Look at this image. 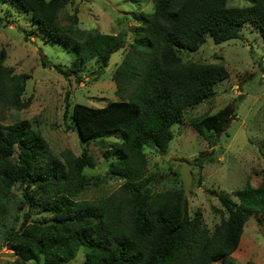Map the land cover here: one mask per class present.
I'll return each instance as SVG.
<instances>
[{"label":"trees","instance_id":"16d2710c","mask_svg":"<svg viewBox=\"0 0 264 264\" xmlns=\"http://www.w3.org/2000/svg\"><path fill=\"white\" fill-rule=\"evenodd\" d=\"M8 1L28 14L33 34L40 30L72 52L71 71L41 57L43 68L52 67L67 82L92 62L106 69L115 52L127 50L112 75L118 101L103 108L74 104L69 114L68 94L64 99V120L83 145L103 150V158L111 160L108 174L122 182L107 198L79 200L89 185L84 171L95 166L87 151L80 156L65 151L58 158L28 121L0 123V243L12 252L9 264H70L81 249L82 264H215L232 258L249 220L264 222V170L259 185L245 183L236 200L217 196L219 222L212 230L201 211L190 213L183 193L181 200L171 199L172 192L144 193L140 182L147 174L144 150L164 155L185 112L212 99L215 87L229 77L223 65L185 62L180 51H196L206 38L214 45L240 40L245 27L264 42V0L241 8L228 7V0H152V12L141 15L127 46L121 32L75 38L61 29L62 0L0 3ZM4 61L1 51L0 113L25 110L30 76L15 74ZM231 116L233 107L227 105L191 126L216 144ZM110 136L115 141L104 140ZM34 211L49 219L33 221Z\"/></svg>","mask_w":264,"mask_h":264},{"label":"rangeland","instance_id":"374dc122","mask_svg":"<svg viewBox=\"0 0 264 264\" xmlns=\"http://www.w3.org/2000/svg\"><path fill=\"white\" fill-rule=\"evenodd\" d=\"M251 1L228 0V7H245ZM152 9V0H62L57 21L61 29L74 32L75 38L78 33L86 37L93 33L116 35L121 32L127 46L134 39L136 27L142 23L141 15L151 13ZM0 19V52H5L3 65L15 74L30 76L23 95L29 107L22 111L3 110L0 123L12 125L28 121L58 158L65 151L75 156L87 151L95 166L84 171L89 185L79 200L107 198L122 182L108 174L111 160L103 158V150L94 143L83 145L71 122L64 120V99L68 94L69 114L74 104L103 108L118 101L112 75L127 50L115 52L106 69L99 70L92 62L67 82L52 67L43 68L41 57L50 65H61L63 70L71 71L75 58L72 52L47 40L40 30L33 34L35 26L28 14L11 1L0 3ZM241 34L242 39L220 45L206 38L198 50L180 51L185 62L223 65L229 77L215 87L212 99L185 112L181 122L172 129L174 138L164 155L151 148L144 150L147 174L140 182L141 190L148 194L172 192L173 200H181L183 193L190 213L201 211L210 230L219 222L215 212L220 208L217 196L228 194L236 200L235 193L245 183L253 187L259 185L264 170V42L258 32L249 27ZM77 77L82 78L81 83L76 82ZM227 105L233 107L234 116L219 133L216 144L201 137L191 126L192 120L211 116ZM104 140L113 142L115 138L110 136ZM175 160L192 165L186 193L179 178L180 167L174 168L171 164ZM15 191L19 194L18 186ZM32 217L33 221L49 219V215L39 211H34ZM254 217L244 228L235 256L215 264H264V222ZM84 253L81 249L70 264H82ZM11 255L0 243V264L13 262Z\"/></svg>","mask_w":264,"mask_h":264},{"label":"water","instance_id":"95a60500","mask_svg":"<svg viewBox=\"0 0 264 264\" xmlns=\"http://www.w3.org/2000/svg\"><path fill=\"white\" fill-rule=\"evenodd\" d=\"M240 98H241V96H240ZM228 124H229V121L226 123V125L228 126ZM226 125H225L224 129L227 127ZM171 164L174 165V168L180 167V179H181V183H182L184 193H186V191L189 187L191 178H192V175L190 172V168L192 167V165H189L187 162L180 161V160H175Z\"/></svg>","mask_w":264,"mask_h":264},{"label":"crops","instance_id":"0c3cea01","mask_svg":"<svg viewBox=\"0 0 264 264\" xmlns=\"http://www.w3.org/2000/svg\"><path fill=\"white\" fill-rule=\"evenodd\" d=\"M245 226H246V225H245ZM244 228H245V227H244ZM243 233H244V232H243ZM242 236H243V235H242ZM240 243H241V242H240ZM237 251H238V250H237ZM237 251H236V252H237ZM232 256H233V255H232ZM234 256H235V253H234Z\"/></svg>","mask_w":264,"mask_h":264}]
</instances>
